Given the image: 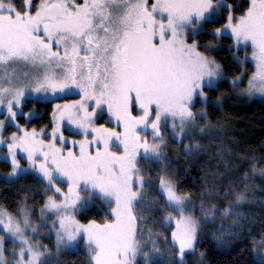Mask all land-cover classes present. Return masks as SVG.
Here are the masks:
<instances>
[{"label": "snow or ice", "instance_id": "1", "mask_svg": "<svg viewBox=\"0 0 264 264\" xmlns=\"http://www.w3.org/2000/svg\"><path fill=\"white\" fill-rule=\"evenodd\" d=\"M221 37L241 66L231 77L212 54ZM225 81L264 97V0H0V159L10 164L0 178L33 179L15 210L0 205V264H53L69 250L87 264H186L202 262L197 245L217 220L218 244L252 236L244 205L258 203L264 219V196L253 195L264 156L234 157L210 119ZM28 100L58 101L50 132L20 123L39 118L23 111ZM170 150L185 174L201 153L215 158L199 193L180 186ZM89 205L103 214L81 222ZM252 249L264 264V232Z\"/></svg>", "mask_w": 264, "mask_h": 264}, {"label": "trees", "instance_id": "2", "mask_svg": "<svg viewBox=\"0 0 264 264\" xmlns=\"http://www.w3.org/2000/svg\"><path fill=\"white\" fill-rule=\"evenodd\" d=\"M18 1L16 0L17 4L19 3ZM229 2H232V0H229ZM217 26L219 25L210 24L206 27L211 29ZM210 39L212 37L207 35L202 36L200 38L201 44ZM230 44V39L221 37V46L213 54L224 65L229 77L235 75L241 69V66L233 60V50L229 49ZM241 52L239 55H241ZM244 67L247 68L250 74L252 71L251 63L246 64ZM246 79L247 77L245 76ZM230 91L231 88L227 81L222 82L216 91L211 92L209 100H215L216 96L221 92L225 95ZM30 102L32 101L28 100L24 109L31 105ZM35 104H37L36 111L39 118L31 120L28 125L36 128H39V126L49 127L52 102H36ZM209 117L214 124L219 121L218 125L223 128V134L220 137L231 148L234 157L240 153L264 156V99L242 98L234 100L230 98L218 108L209 107ZM172 147L173 145L170 143L169 148L171 149ZM169 156L171 158L172 168L180 173V186L184 189H191L196 193H199L201 190V181L199 179L201 176V166L207 170L214 169L217 166L215 158L209 160L206 154L201 153L199 158L188 165L187 174H185L183 171L185 168L183 153L179 150H170ZM9 170V163L0 160V173L4 174ZM152 170L154 172V166ZM223 170L221 168V171ZM238 172V169L233 170L232 175L235 176ZM32 183L33 179L31 176L21 177L13 184H7L0 178V205L7 207L9 210H15L17 201L20 199V196L16 195V193L19 192L21 196L24 195L22 186ZM208 187L211 186L208 185ZM39 203H42V200H39V198L28 201V204L32 206H38ZM220 203L222 206L224 201L221 200ZM248 206L250 208L249 211L255 213L252 223L247 226L252 229V236L245 234L243 238L233 237L228 244L221 245L213 238L212 233L208 232L207 236L197 245V251H203L205 253L202 262L198 256L190 254L186 257V264H254L257 257L252 249V237H255L256 240L260 238V233L264 232V219H262V210L258 203H249ZM102 214L101 210L92 206L83 214H79L78 219L87 222L88 219H100ZM212 226L213 224H210V226H207V229H210ZM53 264H87V258L82 250H69L62 252L59 259L53 261Z\"/></svg>", "mask_w": 264, "mask_h": 264}, {"label": "rangeland", "instance_id": "3", "mask_svg": "<svg viewBox=\"0 0 264 264\" xmlns=\"http://www.w3.org/2000/svg\"><path fill=\"white\" fill-rule=\"evenodd\" d=\"M19 2V1H18ZM19 4V3H18ZM231 43H232V41H231ZM220 46H221V41H220ZM219 46V47H220ZM233 51H234V49H233ZM242 52H241V57H243L244 56V51L243 50H241ZM249 51H250V49H249ZM215 52V51H214ZM214 52L212 53V54H214ZM79 97L78 96H65V97H63L62 99L63 100H71V99H78ZM230 98H232V99H234V100H239V99H242V98H244V99H264V97H260V96H253V97H248V96H239L237 93H234L233 92V90L231 89V91L228 93V94H225L224 95V97L222 98V100H221V102H220V106H221V104L223 103V102H225V101H227V100H229ZM30 101H32V102H30V106L28 107V108H26V109H24L23 108V111H25V112H27V111H29V109H31L33 106H35V108L37 107V104H35L36 103V101H33V100H30ZM49 101H51L52 102V104H54V103H57L58 101H56V100H49ZM212 101H214V100H212ZM28 102V101H27ZM27 102H26V104H27ZM48 102V101H47ZM59 102H62V100L61 101H59ZM200 106V104L199 103H197V107H199ZM52 111V110H51ZM37 112V111H36ZM50 115H51V113H50ZM0 118H3V117H0ZM20 123H22V124H26V127L27 128H29V129H31L32 127H34V126H29L28 124L29 123H27L24 119H20ZM41 127H45V126H39V128H36L37 129V131H39L40 130V128ZM51 127H52V125H51V123H50V126L49 127H45L46 129H47V131H51ZM218 127V130H219V133H220V135H222L223 134V128L222 127H220L219 125L217 126ZM16 129H15V127L14 126H8V127H6V129H5V131H4V135L5 136H7L9 133H11V132H13V131H15ZM65 134L66 135H71L72 133H71V131H66L65 132ZM45 139H47V138H49L48 136H47V134H45V137H44ZM77 138H79V137H77ZM170 146V145H169ZM0 152H6V148H0ZM0 160H3V159H0ZM4 161V160H3ZM25 161H21V163L23 164ZM8 163V162H7ZM10 165V164H9ZM10 171V170H9ZM8 171V172H9ZM8 172H6V173H4V174H1L0 173V177H4V176H6L7 175V173ZM255 184H257V185H260V188H256L255 190H254V192H253V195L255 196V197H257V198H259L260 197V195L261 196H264V180H262L261 178H257L256 180H255V182H254ZM258 191V192H257ZM248 204L249 203H247V204H245L244 205V207H245V209L246 210H249L250 208H249V206H248ZM31 205V204H30ZM32 206V205H31ZM33 207H37L38 208V206H33ZM92 207V205H89V208H91ZM78 218V217H77ZM81 222H83V221H81ZM84 223H86V222H84ZM219 223V220H217L216 222H215V224H213V226L210 228V229H208V232L209 233H212L214 230H215V227H216V224H218ZM207 226H210V224L209 225H207ZM210 230V231H209ZM260 239V238H259ZM259 239H257V240H259ZM43 242L45 243V244H49V246L50 247H53L54 246V244H53V242H54V237L52 238V240L50 241L49 239H44L43 240ZM6 247H10V244H8V245H6ZM255 256H256V254H255ZM57 258H53V261H55Z\"/></svg>", "mask_w": 264, "mask_h": 264}]
</instances>
